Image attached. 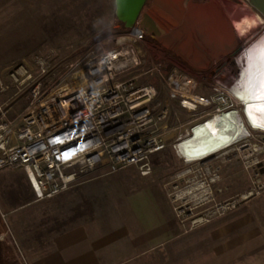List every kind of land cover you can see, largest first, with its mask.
<instances>
[{
	"label": "built area",
	"instance_id": "obj_1",
	"mask_svg": "<svg viewBox=\"0 0 264 264\" xmlns=\"http://www.w3.org/2000/svg\"><path fill=\"white\" fill-rule=\"evenodd\" d=\"M137 26L139 21L129 36L116 39L113 47L89 58L81 70V82L73 88L68 80L79 72L82 59L64 62L62 72L55 77L50 51L34 52L0 73V170H22L36 200L68 191L85 172L101 166L115 172L138 165L142 174L148 175L150 156L167 146L169 134L176 138L172 146L178 153L184 138L215 113L237 110L242 116L241 104L231 92L238 74L236 60L226 56L217 67L204 72L177 67L168 75L169 98L177 101L190 119L179 126L166 124L170 104L159 99L156 86L138 85L135 78H124L131 69L143 65L144 55L134 44L143 35L135 34ZM162 66L160 62L153 63L150 71L157 69L165 78ZM207 73L214 77L213 91L198 94V79ZM24 92H28V104L16 111L14 106ZM251 131L257 130L248 128L241 141L252 137ZM241 141L190 162L178 153L190 165L178 174V179H185L190 172L197 177L174 194V202L180 204L179 216L192 218V227L236 207L235 202L212 205V184L218 182L212 162L234 150L243 151V147L251 150V143L239 144ZM253 194L249 191L243 199ZM191 203L195 208L209 203L211 206L193 214Z\"/></svg>",
	"mask_w": 264,
	"mask_h": 264
},
{
	"label": "rangeland",
	"instance_id": "obj_2",
	"mask_svg": "<svg viewBox=\"0 0 264 264\" xmlns=\"http://www.w3.org/2000/svg\"><path fill=\"white\" fill-rule=\"evenodd\" d=\"M225 1L238 5H250L249 0ZM150 3L151 0H146L142 10L149 7ZM251 8L258 12L252 6ZM142 10L136 20L142 19ZM133 26L134 24H127L119 16L117 0H0V73L12 64L27 60L34 52L50 51L52 76L55 77L62 72L64 62L82 59L77 68L79 72L70 76L68 80L69 87L73 88L79 85V81L81 82L79 77H81L84 63L101 53L103 49L113 47L116 39L129 36ZM261 32L262 29L259 34ZM247 41L248 39L240 42L239 46ZM134 44L144 55L143 65L131 69L124 78H135L138 85L156 86L159 99L168 100L170 104L166 124L174 127L175 124L179 126L188 121L190 116L185 114L177 101L169 98L167 77L177 67L188 71L191 69L182 66L173 57L172 51L166 49L150 34L143 33ZM157 62L162 63L161 70L165 72V78L160 76L157 69L150 71L153 63ZM144 72L146 73L142 74ZM192 73L197 75L195 71ZM213 87L214 77L207 73L206 77H199L195 92L209 95ZM28 101V92L22 93L14 109L16 111L23 109ZM201 111L200 109L198 112ZM251 132L252 137L239 143L252 144L249 154L242 150H234L229 155L220 156L212 162L213 168H217L218 172V182L214 183L215 185L212 184L214 190L212 205L216 202H235L236 207L222 214H216L209 221L196 224L194 227L191 225L192 218L186 220L179 216L177 206L180 204L174 202V194L180 189H185L192 180L197 178L195 173L190 172L185 179H178V174L190 165L183 162L172 146L176 140L174 135L166 136L167 146L150 156L151 172L148 175H143L138 165H129L115 172H109L107 167L101 166L85 172L75 184L91 178L94 174H107L106 178L117 177L118 179L116 178L113 184L106 183V188L113 187L118 193L134 191L143 186L150 188L156 191L155 193H162L179 224L185 225L187 230L213 224L241 225L245 242L240 253L236 255L240 254L242 264H264V132ZM124 186L127 189L123 188ZM99 189L102 192L105 191L98 186L93 191L98 192ZM249 191L254 193L253 196L244 200L243 196ZM193 205L191 203L189 206L193 209V214H196L198 211L210 208L211 203L206 207L195 208ZM3 227L7 229L5 224ZM8 240L13 244L11 236ZM161 257L165 258L163 254Z\"/></svg>",
	"mask_w": 264,
	"mask_h": 264
},
{
	"label": "crops",
	"instance_id": "obj_3",
	"mask_svg": "<svg viewBox=\"0 0 264 264\" xmlns=\"http://www.w3.org/2000/svg\"><path fill=\"white\" fill-rule=\"evenodd\" d=\"M106 176L38 201L22 170H0V264H242L241 225L187 230L162 193Z\"/></svg>",
	"mask_w": 264,
	"mask_h": 264
},
{
	"label": "bare ground",
	"instance_id": "obj_4",
	"mask_svg": "<svg viewBox=\"0 0 264 264\" xmlns=\"http://www.w3.org/2000/svg\"><path fill=\"white\" fill-rule=\"evenodd\" d=\"M212 1L230 19L240 42L248 39L235 55L234 67L238 69V74L231 88L236 102L241 104L242 116L237 110L217 112L199 123L178 146V153L187 162L204 158L241 141L246 137L248 128L264 132V18L250 5ZM146 32L154 33L142 19L135 34L140 36ZM217 64H212L211 68L217 67ZM242 149L246 154L250 153L247 147Z\"/></svg>",
	"mask_w": 264,
	"mask_h": 264
},
{
	"label": "water",
	"instance_id": "obj_5",
	"mask_svg": "<svg viewBox=\"0 0 264 264\" xmlns=\"http://www.w3.org/2000/svg\"><path fill=\"white\" fill-rule=\"evenodd\" d=\"M117 2L123 21L130 25L139 21L136 19L146 0ZM249 3L264 18V0ZM142 11L145 25L154 32L146 33L194 70H208L223 57H235L241 50L230 19L212 0H151Z\"/></svg>",
	"mask_w": 264,
	"mask_h": 264
},
{
	"label": "flooded vegetation",
	"instance_id": "obj_6",
	"mask_svg": "<svg viewBox=\"0 0 264 264\" xmlns=\"http://www.w3.org/2000/svg\"><path fill=\"white\" fill-rule=\"evenodd\" d=\"M173 57L182 65L184 66L185 68H190L192 70V67L188 65L187 62L183 61L181 58H179L178 56H176L173 52Z\"/></svg>",
	"mask_w": 264,
	"mask_h": 264
},
{
	"label": "trees",
	"instance_id": "obj_7",
	"mask_svg": "<svg viewBox=\"0 0 264 264\" xmlns=\"http://www.w3.org/2000/svg\"><path fill=\"white\" fill-rule=\"evenodd\" d=\"M2 246V245H1ZM2 253H3V256H7V257H12L13 254L10 253V251L8 249H6V247L4 249H2Z\"/></svg>",
	"mask_w": 264,
	"mask_h": 264
}]
</instances>
